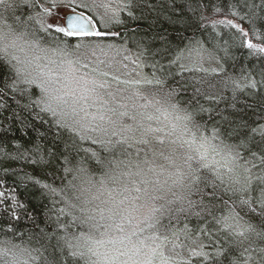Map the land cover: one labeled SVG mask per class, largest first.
Masks as SVG:
<instances>
[{
  "label": "trees",
  "instance_id": "obj_1",
  "mask_svg": "<svg viewBox=\"0 0 264 264\" xmlns=\"http://www.w3.org/2000/svg\"><path fill=\"white\" fill-rule=\"evenodd\" d=\"M10 3L13 7L5 13L9 22H24L30 26L29 31L39 27L30 18H43L47 23L49 15L44 14V9L54 11L53 0H10ZM56 3L61 2L55 0ZM72 6L93 18L97 30L104 35L64 36L50 29L42 33L43 47L71 52L78 42L98 41L135 51L146 73L163 82L162 87L144 84L143 92L151 98L153 94L159 98L173 92V102L192 113L200 132L208 137L213 131L218 132L227 144L236 146L248 167L256 165L252 168L256 175L261 174L264 52L256 49L264 48V0H120L103 25L94 7L83 2ZM227 21L248 35L244 36ZM249 41L256 47L248 48ZM197 42L201 51H207L213 60L206 53L202 58H187V49ZM181 53L184 58L178 60ZM189 68L192 70L188 71ZM13 76L7 64L0 65V88H5ZM233 81L240 83L241 88H236ZM249 81H256V88L244 87ZM5 91L7 94L0 96V249L18 245L19 248H13L16 264H75L74 258L58 247L62 236L78 233L75 226L69 227L71 217L65 215L69 211L66 201L77 203L73 185L79 184V180L74 177L81 167L86 168L96 182L89 196L104 198L106 192L99 181L109 171L108 161L124 159L122 146L106 143L107 138L96 133L81 131L77 135L59 127L54 117L32 105L34 97ZM140 155L144 157L143 152ZM108 186L117 187L111 182ZM203 191L209 192L211 188ZM217 194L219 199L212 204L207 198L201 200L199 194L193 195L191 199L196 206L189 207L185 202L184 210L180 211V205H173V211L162 217L167 229L161 228L160 235L186 233L201 240L199 249L193 251L206 253L207 257L191 254L185 259L190 264H229L233 253L240 256L242 252V248H233L228 259L223 256H218L217 261L212 259L231 247L223 233H216L212 216L203 210L206 205L219 217L233 207L230 193L221 195L218 189ZM101 200H94L88 207L102 208ZM234 207L242 216L247 211L238 204ZM245 219L264 227V217L253 214ZM201 229H211L213 234Z\"/></svg>",
  "mask_w": 264,
  "mask_h": 264
},
{
  "label": "snow or ice",
  "instance_id": "obj_2",
  "mask_svg": "<svg viewBox=\"0 0 264 264\" xmlns=\"http://www.w3.org/2000/svg\"><path fill=\"white\" fill-rule=\"evenodd\" d=\"M52 6H56L55 0ZM12 7L10 0H0V9H3L0 11V65L7 64L14 73L5 88H0V96L7 94L5 89L20 96L28 94L34 97L32 105L54 117L59 127L77 135L81 131L97 132L107 137L106 143L122 146L124 159L108 161L109 171L99 181L108 192L109 199L101 201L107 207H88L100 199L98 195L89 196L96 182L86 168L78 170L74 180H79V184L73 185L77 203L66 201L69 211L65 212L71 217L69 227L75 226L78 233L62 236L58 247H63L74 258L75 264H190L188 260H174L165 254L159 234L161 228L167 229L162 217L173 211V205H180V211L184 210L185 202L189 207L196 206L191 199L196 194L212 204L219 199V189L221 195L231 194L229 199L233 207L219 217L206 205L203 210L212 216L216 233H223L231 247L228 251L218 252L212 257L213 261H217L218 256L228 259V252L233 248H242L240 256L233 253L229 264H264V227L245 219L253 214L264 217V169L261 174L253 176L252 168L256 165L248 167L247 162L241 163L244 157L236 146L227 144L216 131L211 137L200 132L192 113L173 102V92L164 93L159 98L153 94L149 99L139 89L131 94L127 89L113 91L110 83L101 79L106 73L98 67H90V62L81 64L80 60L70 59L74 53L59 47L52 49L61 57L60 62L48 55L49 50L42 46V33L54 29L64 36L104 35L95 30L93 18L83 13L70 14L63 18L62 24L30 18L39 27H32L29 31L30 26L24 22H9L5 13ZM44 14L51 15L50 9H44ZM227 23L244 36L248 35L238 25L231 21ZM247 46L250 49L256 47L250 41ZM37 49L44 55L30 57L27 54ZM256 50L264 52V48ZM193 54L202 58L199 42L187 49V58L191 59ZM91 55L95 56V52ZM184 55L181 53L177 59L184 58ZM77 64H81L83 72L76 67ZM146 83L157 87L163 85L159 79ZM232 83L241 88L240 83ZM256 86V81L244 85ZM149 107L155 108V112L141 111ZM157 160L161 162L157 163ZM161 176L166 178L161 180ZM109 182L117 187L109 189ZM201 185L211 191L204 192ZM237 204L247 209L243 216L235 211ZM200 231L213 234L211 229ZM13 248L19 246L0 249L3 264H16ZM192 254L207 257L203 252L193 251ZM9 256L12 259H8Z\"/></svg>",
  "mask_w": 264,
  "mask_h": 264
},
{
  "label": "rangeland",
  "instance_id": "obj_3",
  "mask_svg": "<svg viewBox=\"0 0 264 264\" xmlns=\"http://www.w3.org/2000/svg\"><path fill=\"white\" fill-rule=\"evenodd\" d=\"M58 1L61 3H56V6L53 7L54 11L51 13V15L48 16L47 23L62 24L65 15L75 11L74 8L76 7L72 5H76L83 2V3H87L88 5L94 7L97 10L95 12L96 16H99V18L101 19L100 24L103 25V23L108 19V14L114 12L120 3V0H58ZM87 43L88 44H84L82 42L76 43L75 46L73 47L74 50L71 51V53H74V55H72L69 58L72 60H80L81 64L84 62H90V67H98L100 71L106 73V76L101 77V79L107 80L110 83L111 85L110 90L115 91L117 88L127 89L128 94H131L132 92L139 89L143 95L147 96L149 99H152L151 97H149V94L143 92L141 89H143L144 84H147L146 83L147 80L155 81L154 79L156 78H153L152 74L146 73L145 67L142 66L141 58L138 56V54L135 51H132L127 47L115 43L98 42V41H91V42L88 41ZM45 47L49 50L48 55L51 56L53 59H55L57 62H60L61 57L55 55L52 52V49L54 48L48 46ZM93 51L95 52V56L91 55ZM202 52L203 54L206 53L210 57V61H211L212 56L207 51H202ZM17 54L21 56L24 55V53H17ZM27 54L30 57L33 55L36 56L44 55V53L39 51L38 49L34 51H29ZM85 54H87V56H85ZM193 57H195V54H193ZM101 61H103V63H101ZM45 62L46 61H41V63H45ZM81 64H77L76 67L80 68L81 72H83L84 69L81 67ZM144 102L145 101H140V103H144ZM141 111L154 113L155 108L149 107L147 109H142ZM156 115H159V113H156ZM160 118L161 120L164 119L163 116H161ZM84 132L88 134L96 133L97 136L101 137V135L97 132H91V131H84ZM172 138L174 139L175 137ZM217 159H220V157H217ZM160 162L161 161H157V163ZM245 162L246 161H241V163H245ZM252 175L253 176L256 175L254 171H252ZM159 178L163 180L166 178V176H161ZM108 188L111 189L113 187L108 186ZM132 195L135 196L137 194L132 193ZM100 198L102 199L101 201L108 200L109 199L108 192H106L104 198L102 197ZM117 198L119 199L120 197ZM102 206H103L102 208L107 207L104 205ZM160 237H161L160 243L164 245L165 254L173 258L174 260H180V259L185 260L188 256L192 254L191 251H193L194 249L195 250L199 249V243L201 242L200 239L196 237H191L186 233H180L174 236H169L167 240H164L163 239L164 236L162 235H160Z\"/></svg>",
  "mask_w": 264,
  "mask_h": 264
},
{
  "label": "water",
  "instance_id": "obj_4",
  "mask_svg": "<svg viewBox=\"0 0 264 264\" xmlns=\"http://www.w3.org/2000/svg\"><path fill=\"white\" fill-rule=\"evenodd\" d=\"M81 12H70L68 13L67 15H70V14H74V15H78L80 14ZM66 16V15H65ZM84 16L88 17L87 15L84 14ZM94 23V22H93ZM97 31V28L95 29ZM73 36H84V35H73ZM89 36H95V35H89Z\"/></svg>",
  "mask_w": 264,
  "mask_h": 264
},
{
  "label": "bare ground",
  "instance_id": "obj_5",
  "mask_svg": "<svg viewBox=\"0 0 264 264\" xmlns=\"http://www.w3.org/2000/svg\"><path fill=\"white\" fill-rule=\"evenodd\" d=\"M87 15V14H86Z\"/></svg>",
  "mask_w": 264,
  "mask_h": 264
}]
</instances>
